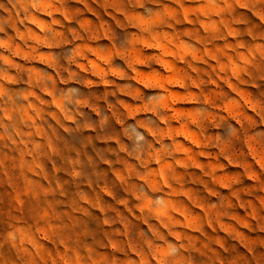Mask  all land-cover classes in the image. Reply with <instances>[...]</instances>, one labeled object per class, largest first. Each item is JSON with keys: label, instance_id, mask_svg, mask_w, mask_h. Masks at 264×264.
Returning <instances> with one entry per match:
<instances>
[{"label": "rangeland", "instance_id": "obj_1", "mask_svg": "<svg viewBox=\"0 0 264 264\" xmlns=\"http://www.w3.org/2000/svg\"><path fill=\"white\" fill-rule=\"evenodd\" d=\"M0 264H264V0H0Z\"/></svg>", "mask_w": 264, "mask_h": 264}]
</instances>
